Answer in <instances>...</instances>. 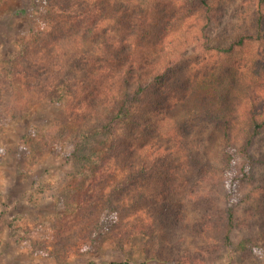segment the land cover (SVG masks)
<instances>
[{"label": "trees", "instance_id": "16d2710c", "mask_svg": "<svg viewBox=\"0 0 264 264\" xmlns=\"http://www.w3.org/2000/svg\"><path fill=\"white\" fill-rule=\"evenodd\" d=\"M68 1L55 20L79 21L81 31L53 40V51L37 50L36 40L24 37L22 50L0 62V132L34 102L62 107L65 131L54 132L47 145L35 144V131L31 148L46 154L59 135L72 150L70 161L85 171L74 176L79 190L70 205L77 220L92 210L113 214L112 237L121 245L145 238L149 259L214 264L216 247L229 248L234 239L238 251L264 256V0H243L232 12L234 0H181L185 9L177 12L193 11L195 41L202 39V59L189 64L182 52L189 29L180 25L167 42V34L150 29L157 5L172 0ZM116 26L123 37L115 36ZM218 29L224 37L215 36ZM68 44L72 52L63 50ZM195 122L212 126L219 164L207 152L199 155L205 146L189 132ZM221 175L222 208L213 198ZM198 177L211 186L196 192L195 202L187 195ZM191 202L200 217L183 232L215 243L180 254L168 225L185 217ZM244 225L247 233L239 236Z\"/></svg>", "mask_w": 264, "mask_h": 264}, {"label": "rangeland", "instance_id": "374dc122", "mask_svg": "<svg viewBox=\"0 0 264 264\" xmlns=\"http://www.w3.org/2000/svg\"><path fill=\"white\" fill-rule=\"evenodd\" d=\"M172 1L170 4L157 5L158 17L150 29L158 34H167L165 42L177 38V31L182 29L180 25L184 30L189 29L190 33L186 37L188 43L182 49L183 56L188 64L200 61L202 52L197 42L202 39L199 36L198 41H195L193 29L196 19L191 16L193 11L187 8L185 14H179V9H185L183 1ZM242 1L229 0L230 6L227 8L232 12ZM74 3L79 2L75 0ZM81 3L83 2L79 5ZM64 4L72 3L68 0H0V62L12 59L22 50L20 43L24 37L34 38L36 45L33 46L37 50L45 48L53 51L56 47L53 40H60L66 34L81 31L79 21L70 18L55 20L54 12ZM128 18L131 22H137L138 15L130 13ZM171 18L174 20L172 23L169 21ZM187 18L189 19L186 20ZM184 20L186 21L182 24ZM116 28L115 36L123 37L126 31L120 26ZM215 32L220 34L215 36L224 37L219 29L213 33ZM63 43L60 42L59 46H63ZM70 47L72 45L68 44L65 49L62 48L65 52H72ZM30 98H34V95H30ZM63 110L62 107L43 100L29 105L24 118L3 123L0 132V148L3 150L0 159V264H166L147 257L145 238L137 236L122 245L114 239L112 225L116 216L111 213L92 210L89 216L81 213L77 220L73 205H70L74 192L79 190L75 191L74 176L85 171L70 161L72 150L68 149L66 143H60L56 139L59 135L52 139L59 142V145H53V150L46 154L31 148L34 144L32 137L36 132L40 135L37 136L35 144L47 145L54 132H63L66 129L61 123L64 121ZM0 122L2 123L1 119ZM189 128L194 140L205 146V149L198 150L199 155L207 152L211 161L219 164L218 144L212 126L195 122ZM220 178L222 175L215 180L217 186H213V198L222 208L224 187ZM200 180V177L193 180L192 190L187 195L193 201L196 192L211 186V182L204 185ZM81 181L77 185L82 184ZM194 204H188L185 217L176 223L170 219L171 223L168 225L170 233L177 236L174 245L180 254H197L201 248L204 250L210 247L212 250L215 243L196 241L190 233L183 232L187 224L199 220L200 215L195 209L197 204ZM65 205L68 208H64ZM185 205L186 203L184 207ZM97 215L101 220L95 226L93 221ZM93 232L96 236L91 242ZM246 233L247 225H244L239 236ZM233 241L234 244L229 248L216 247L211 256L216 258L214 264H264L261 253L255 250L238 251V241Z\"/></svg>", "mask_w": 264, "mask_h": 264}]
</instances>
